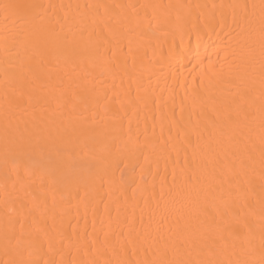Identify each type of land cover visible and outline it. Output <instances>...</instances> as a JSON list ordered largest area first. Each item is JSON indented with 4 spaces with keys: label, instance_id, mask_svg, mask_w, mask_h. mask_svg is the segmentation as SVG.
I'll return each instance as SVG.
<instances>
[{
    "label": "bare ground",
    "instance_id": "bare-ground-1",
    "mask_svg": "<svg viewBox=\"0 0 264 264\" xmlns=\"http://www.w3.org/2000/svg\"><path fill=\"white\" fill-rule=\"evenodd\" d=\"M0 264H264V0H0Z\"/></svg>",
    "mask_w": 264,
    "mask_h": 264
},
{
    "label": "snow or ice",
    "instance_id": "snow-or-ice-1",
    "mask_svg": "<svg viewBox=\"0 0 264 264\" xmlns=\"http://www.w3.org/2000/svg\"><path fill=\"white\" fill-rule=\"evenodd\" d=\"M15 6L13 5H5V9H9V8H14Z\"/></svg>",
    "mask_w": 264,
    "mask_h": 264
}]
</instances>
